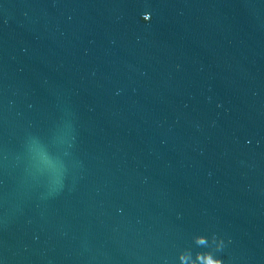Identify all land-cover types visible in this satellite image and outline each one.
<instances>
[{
	"label": "water",
	"instance_id": "water-1",
	"mask_svg": "<svg viewBox=\"0 0 264 264\" xmlns=\"http://www.w3.org/2000/svg\"><path fill=\"white\" fill-rule=\"evenodd\" d=\"M212 260L264 264V0H0V264Z\"/></svg>",
	"mask_w": 264,
	"mask_h": 264
},
{
	"label": "clouds",
	"instance_id": "clouds-1",
	"mask_svg": "<svg viewBox=\"0 0 264 264\" xmlns=\"http://www.w3.org/2000/svg\"><path fill=\"white\" fill-rule=\"evenodd\" d=\"M148 17H145V19H147ZM211 264H223L222 260H212Z\"/></svg>",
	"mask_w": 264,
	"mask_h": 264
}]
</instances>
